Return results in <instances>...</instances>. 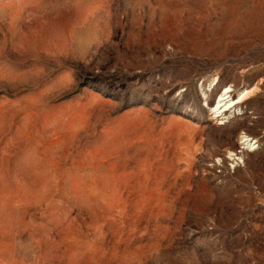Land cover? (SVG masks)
Returning a JSON list of instances; mask_svg holds the SVG:
<instances>
[{
    "label": "rangeland",
    "instance_id": "374dc122",
    "mask_svg": "<svg viewBox=\"0 0 264 264\" xmlns=\"http://www.w3.org/2000/svg\"><path fill=\"white\" fill-rule=\"evenodd\" d=\"M0 264H264V0H0Z\"/></svg>",
    "mask_w": 264,
    "mask_h": 264
},
{
    "label": "bare ground",
    "instance_id": "6f19581e",
    "mask_svg": "<svg viewBox=\"0 0 264 264\" xmlns=\"http://www.w3.org/2000/svg\"><path fill=\"white\" fill-rule=\"evenodd\" d=\"M229 93H230V89H227L223 94L219 96L216 107L214 109V114H216L217 117L223 116L226 112L233 109L236 105L242 103L248 95V92L245 94H241L238 100L234 102L228 96ZM244 139L245 140L243 145H247V147L252 148L253 147L252 140L250 141L248 138H244Z\"/></svg>",
    "mask_w": 264,
    "mask_h": 264
}]
</instances>
